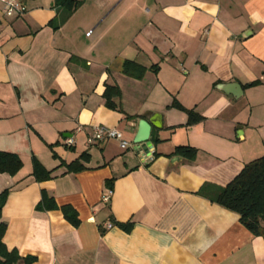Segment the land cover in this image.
Instances as JSON below:
<instances>
[{
  "label": "crops",
  "instance_id": "crops-1",
  "mask_svg": "<svg viewBox=\"0 0 264 264\" xmlns=\"http://www.w3.org/2000/svg\"><path fill=\"white\" fill-rule=\"evenodd\" d=\"M20 1L14 17L0 4V151L23 161L0 173L3 242L35 258L16 264H264V237L199 194L264 155V0H82L58 29L55 0ZM126 60L145 76L123 74ZM231 83L242 90L224 92ZM107 85L120 87V109L107 106ZM174 99L204 120L186 126ZM141 119L161 125L150 150L134 143ZM99 125L129 146L90 144ZM181 145L198 149L194 161L173 154ZM84 153L86 169L68 173L62 163ZM34 158L52 179L36 180ZM43 191L80 224L37 210Z\"/></svg>",
  "mask_w": 264,
  "mask_h": 264
},
{
  "label": "trees",
  "instance_id": "trees-1",
  "mask_svg": "<svg viewBox=\"0 0 264 264\" xmlns=\"http://www.w3.org/2000/svg\"><path fill=\"white\" fill-rule=\"evenodd\" d=\"M82 0H55V4L60 8L61 20L50 23L55 29L66 22L82 5ZM147 68L133 60H126L123 65V74L135 79H142ZM155 72L157 67H152ZM257 80L248 83L246 86H255L260 84ZM106 104L111 109H120L119 99L122 92L117 85H107L105 90ZM170 108H176L184 111L188 115L186 126H192L204 120V117L195 111L187 109L177 99H174ZM131 118V117H129ZM174 155H179L189 161H194L198 154V149L192 146H177ZM160 156L156 153L154 157ZM88 154H82L78 159L70 163H62L67 172H80L86 169L84 162L88 160ZM23 167L22 159L15 153L0 151V173L10 175L17 174ZM54 170L46 169L37 158L33 159V175L39 182L47 181L53 178ZM9 190L0 194V264H16L20 261L31 263L35 258L22 257L17 250H9L3 242V236L6 230V224L1 221L2 208L7 200ZM199 194L208 198L211 202L217 203L224 208L236 212L240 216L241 223L253 234L264 237V155L247 163L242 171L224 187L205 186ZM37 210H57L60 209L67 221L73 226L80 224L78 212L71 205L59 207L53 198L46 191L42 192V200L36 207ZM125 231H130L132 223H116Z\"/></svg>",
  "mask_w": 264,
  "mask_h": 264
},
{
  "label": "built area",
  "instance_id": "built-area-1",
  "mask_svg": "<svg viewBox=\"0 0 264 264\" xmlns=\"http://www.w3.org/2000/svg\"><path fill=\"white\" fill-rule=\"evenodd\" d=\"M2 5V10L4 14L8 17L20 16L26 12L25 5L20 0H0ZM116 139L120 142L122 148H127L129 142L126 141L123 137V133L115 128H109L104 125L96 126L94 133L88 138L90 144L101 143L107 140ZM74 144L73 138L66 139V145L72 146ZM113 191L108 189L102 196V201L104 203H109L112 197ZM112 224L107 223L105 228H111Z\"/></svg>",
  "mask_w": 264,
  "mask_h": 264
},
{
  "label": "water",
  "instance_id": "water-1",
  "mask_svg": "<svg viewBox=\"0 0 264 264\" xmlns=\"http://www.w3.org/2000/svg\"><path fill=\"white\" fill-rule=\"evenodd\" d=\"M232 87H238L240 90H242L241 86L235 83L227 84L222 89L226 93L229 94L232 93L235 95V92L231 91ZM155 116L158 117L159 115H155ZM153 125L161 127V125H159L155 121V119H150V120L141 119L139 121L137 134L134 138V143L142 146L143 148H148V150H150L152 148L150 137H151Z\"/></svg>",
  "mask_w": 264,
  "mask_h": 264
}]
</instances>
